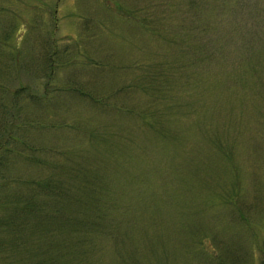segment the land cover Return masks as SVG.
<instances>
[{"label": "rangeland", "instance_id": "374dc122", "mask_svg": "<svg viewBox=\"0 0 264 264\" xmlns=\"http://www.w3.org/2000/svg\"><path fill=\"white\" fill-rule=\"evenodd\" d=\"M236 1L0 0L2 176L87 163L113 221L69 264H264V0Z\"/></svg>", "mask_w": 264, "mask_h": 264}, {"label": "trees", "instance_id": "16d2710c", "mask_svg": "<svg viewBox=\"0 0 264 264\" xmlns=\"http://www.w3.org/2000/svg\"><path fill=\"white\" fill-rule=\"evenodd\" d=\"M236 2L252 5V0L248 3L246 0ZM152 4L160 7L168 6L170 2H164L163 5ZM136 11L133 8L129 12L132 14ZM164 19L165 15L162 13L153 15L149 12L143 22L147 29L156 32L157 25ZM51 51L54 53L55 49ZM50 64L52 67L51 61ZM2 137L5 141L6 136ZM9 137L10 131L7 133V138ZM13 149L0 145V184H3L0 186V258L20 253L24 257L20 261L15 256L16 264H69L64 256L71 254L79 256L82 262L87 255L79 253L80 245H85L90 250V236L113 223L109 222L107 211L102 207V191L94 186L96 180L97 183L100 181L96 169L80 161L68 164V161L61 160L51 164L53 169L49 175L8 178L7 181L3 177L8 158L4 151ZM28 158L37 159L32 156ZM5 170L9 172L8 167ZM11 180L12 183L8 184ZM107 231L109 230L105 229ZM39 250L46 252L47 257H41ZM34 254L39 255L37 260L40 261L25 262V256Z\"/></svg>", "mask_w": 264, "mask_h": 264}]
</instances>
